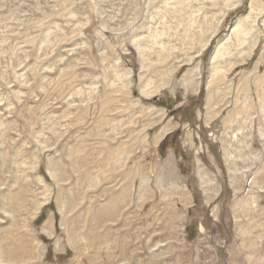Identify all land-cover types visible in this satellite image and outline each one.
I'll list each match as a JSON object with an SVG mask.
<instances>
[{
    "label": "rangeland",
    "instance_id": "1",
    "mask_svg": "<svg viewBox=\"0 0 264 264\" xmlns=\"http://www.w3.org/2000/svg\"><path fill=\"white\" fill-rule=\"evenodd\" d=\"M249 2L0 0V264H264Z\"/></svg>",
    "mask_w": 264,
    "mask_h": 264
},
{
    "label": "bare ground",
    "instance_id": "2",
    "mask_svg": "<svg viewBox=\"0 0 264 264\" xmlns=\"http://www.w3.org/2000/svg\"><path fill=\"white\" fill-rule=\"evenodd\" d=\"M255 2V0H250V2H249V5H248V8L249 9H251L252 8V4ZM233 6V5H232ZM250 12H253V11H250ZM244 20H246V18L244 19ZM241 21V20H240ZM240 21H238V23L237 24H234V26L230 29V31H231V34H236L237 36L239 35V34H241V31H240ZM221 57V54H219L218 52H216V54L214 55V58L213 59H211V62H212V64H214L215 63V60H217V59H219ZM68 191V190H67ZM246 250V249H245ZM154 253V252H153Z\"/></svg>",
    "mask_w": 264,
    "mask_h": 264
},
{
    "label": "trees",
    "instance_id": "3",
    "mask_svg": "<svg viewBox=\"0 0 264 264\" xmlns=\"http://www.w3.org/2000/svg\"><path fill=\"white\" fill-rule=\"evenodd\" d=\"M161 150H163V148Z\"/></svg>",
    "mask_w": 264,
    "mask_h": 264
}]
</instances>
